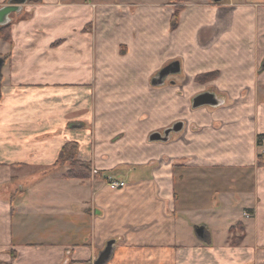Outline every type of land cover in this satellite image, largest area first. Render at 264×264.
Masks as SVG:
<instances>
[{
  "label": "crops",
  "instance_id": "0c3cea01",
  "mask_svg": "<svg viewBox=\"0 0 264 264\" xmlns=\"http://www.w3.org/2000/svg\"><path fill=\"white\" fill-rule=\"evenodd\" d=\"M23 10L0 40V264H264V0ZM67 143L89 177L65 176Z\"/></svg>",
  "mask_w": 264,
  "mask_h": 264
},
{
  "label": "water",
  "instance_id": "95a60500",
  "mask_svg": "<svg viewBox=\"0 0 264 264\" xmlns=\"http://www.w3.org/2000/svg\"><path fill=\"white\" fill-rule=\"evenodd\" d=\"M26 0H9L6 5H3L0 7V26H3L8 23L9 21V16L11 13L19 11L20 5L25 3ZM214 2H220L222 0H212ZM2 66V61L0 60V69ZM180 70L179 62L174 61L167 66L161 68L158 72L157 80L158 82L156 83H161L162 78L169 74V73H176ZM153 84H156L155 81H152ZM219 100L216 98V96L211 93V92H203L195 97H193L192 100V107H200L203 105H210V106H215L219 104ZM183 123L182 122H176L172 126L164 129L162 132H154L149 135V140L150 141H166L171 133H176L182 129ZM202 232L203 229L201 227H198L196 230V233L199 237H202ZM113 241H109L104 250L101 252L100 256L97 259V263H102L105 261L109 255V252L111 250V245Z\"/></svg>",
  "mask_w": 264,
  "mask_h": 264
},
{
  "label": "trees",
  "instance_id": "16d2710c",
  "mask_svg": "<svg viewBox=\"0 0 264 264\" xmlns=\"http://www.w3.org/2000/svg\"><path fill=\"white\" fill-rule=\"evenodd\" d=\"M171 1H176V0H171ZM180 1V0H179ZM181 10L180 6L175 7V11L172 15L173 20L176 22L178 18L179 11ZM7 28V25H4L0 27V36L3 39H7L8 37L2 33V29ZM212 74V73H211ZM211 74H206L202 76H198V80H204L208 78ZM261 136V135H260ZM259 136V137H260ZM258 137V139H259ZM76 151L77 147L74 143H67L65 144L60 152V160L64 162V160L67 159L69 162V167L67 171L65 172L66 177L70 178H87L90 175V167L87 163L80 162L76 159ZM264 156L259 155L258 156V164L261 165L263 163Z\"/></svg>",
  "mask_w": 264,
  "mask_h": 264
},
{
  "label": "rangeland",
  "instance_id": "374dc122",
  "mask_svg": "<svg viewBox=\"0 0 264 264\" xmlns=\"http://www.w3.org/2000/svg\"><path fill=\"white\" fill-rule=\"evenodd\" d=\"M29 1H31V0H26L25 3H23L22 5H20L19 11H16V12H13V13L10 14L9 21H8L7 24H5V25H7V28L2 29V33L5 35V37L7 36L8 38L5 40V39L1 38V36H0V40L1 41H5V42H8L9 45H10V47H11V44H12V41H11V29H12V26L14 25L15 22L17 23L18 21L23 20L24 17L25 18L27 17V16H25V14L23 12L24 11L23 9H24V5L26 3H28ZM7 3H8V1L4 5H6ZM0 27H2V26H0ZM56 43L58 44L59 41L56 42ZM1 46H2V43L0 42V47ZM8 56H9V54H8ZM215 76H216V73H212L208 78H206L204 80H197V81L205 82V81L211 80Z\"/></svg>",
  "mask_w": 264,
  "mask_h": 264
},
{
  "label": "built area",
  "instance_id": "2783aa9c",
  "mask_svg": "<svg viewBox=\"0 0 264 264\" xmlns=\"http://www.w3.org/2000/svg\"><path fill=\"white\" fill-rule=\"evenodd\" d=\"M257 145H258V155L264 156V136L259 137V139L257 140ZM108 186L111 189H117L125 186V183L119 180H110L108 182ZM244 215L245 217L249 216L247 213H244Z\"/></svg>",
  "mask_w": 264,
  "mask_h": 264
},
{
  "label": "flooded vegetation",
  "instance_id": "af4514ba",
  "mask_svg": "<svg viewBox=\"0 0 264 264\" xmlns=\"http://www.w3.org/2000/svg\"><path fill=\"white\" fill-rule=\"evenodd\" d=\"M157 76H158V74H157ZM159 80V79H158Z\"/></svg>",
  "mask_w": 264,
  "mask_h": 264
}]
</instances>
